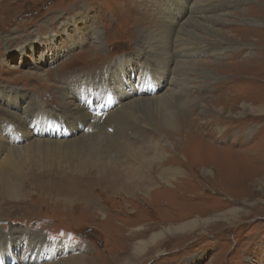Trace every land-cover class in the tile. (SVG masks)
<instances>
[{
    "label": "rangeland",
    "instance_id": "1",
    "mask_svg": "<svg viewBox=\"0 0 264 264\" xmlns=\"http://www.w3.org/2000/svg\"><path fill=\"white\" fill-rule=\"evenodd\" d=\"M83 84L110 100L98 117ZM243 103L264 108V0H0V172L25 178L0 191V264L13 236L49 257L27 264H135L152 235L235 206L141 262L264 264V112ZM35 114L53 144L25 137Z\"/></svg>",
    "mask_w": 264,
    "mask_h": 264
},
{
    "label": "bare ground",
    "instance_id": "2",
    "mask_svg": "<svg viewBox=\"0 0 264 264\" xmlns=\"http://www.w3.org/2000/svg\"><path fill=\"white\" fill-rule=\"evenodd\" d=\"M200 3L201 2L197 1L195 6H198ZM197 11L198 12H200V11L203 12L204 10L203 11L202 10H200V11L197 10ZM193 14L194 15L193 16L190 15V18L186 21V23H184L185 25H187L189 23H195L194 22L195 20H193L194 18H196V19L201 18V15L200 16H195L196 13H193ZM175 53H176V51H175ZM169 60H170V58H169ZM127 88L129 89L127 91H130V92L129 93L127 91L126 92L124 91V92L128 96L131 95V94H133V93L138 94L140 96L144 92V89L141 88V87H137L138 90L135 89L136 86H134L132 83H129L128 86H127ZM80 91L82 93H84V94H88L87 100H83V102L85 103V106L87 108H89L91 111H94V112H92L91 113L92 115H90V113H88L89 112L88 110H87L88 112H86L84 109L82 110L81 109L82 107L79 104H76L75 103V101H74V95H71V94L69 95L68 94L69 96L66 95L65 96V99L63 101V104H64L63 107H64L65 112L67 113L66 115L69 116V117L76 116V114L79 113L81 110L83 111L81 113L82 114L81 116H85L86 115L88 118H90V117H98L99 116V113H102L103 112V105L104 104H108L110 102V100L106 96H100L98 92H93L91 90V86L90 85L83 84L80 87ZM77 92H78V90H77ZM171 92H173V91L171 90ZM172 94L173 93H171V94L170 93H167L166 95L161 96V98L159 96H157V98L159 97L161 100H163V99H166L168 96H170ZM120 96H123L124 97L125 95L123 93H120ZM154 102L156 103V98L153 99L150 103H154ZM132 104H145V102L142 101V100H138V101H134ZM242 105L246 108V110L249 112V114H255L256 115L258 113L264 112V108L263 107H255L252 104H245V103H243ZM25 110H27V109H25ZM166 120H168V119H166ZM26 121L28 122V124H26ZM26 121L23 122V124L26 127H28V131L29 132H27L25 134V137L28 138L32 142V144H37V145H40L41 147H46L48 143L53 144L52 142L49 141L50 139H48V138L51 137V135H54L55 133H53L51 131V127L48 126V121H47V118L45 117V115H43V114H35V115L31 116V117H28L26 119ZM166 125H167V122H166ZM0 137H3V136H0ZM76 140H78V139H76ZM27 147L30 148L29 146H27ZM26 154H28V153H26ZM26 154H24V156ZM7 159L10 162L12 161V153H10L8 155ZM174 171L176 172V170L171 169V168H168V169L165 170L166 173H169V172H172L173 173ZM211 172H212V170H206V169L204 170V173L205 174H209L210 175ZM172 173H170V174H172ZM175 174H177L176 177H181V169H177V172ZM172 176H173L172 178H174V175H172ZM7 178H8V182L6 180H4V179H7ZM22 178H24V176H22ZM22 178H21V176H18V174H17V176H15V172L13 170H11L10 172H3V171L0 172V191H2L5 188V189L11 190V193H13V192L15 193V191H16L17 188H19L18 190H20V188L22 187L21 185H24L23 182H22L23 181ZM144 179H145V177H144ZM70 181H71V183L74 182L73 180H70ZM75 181H76V179H75ZM77 182L79 183V181H77ZM75 185H77V184H70L68 191H71V193L78 194V193H80V190ZM242 210L243 209L241 207L235 206L234 208L229 209V210H226L224 212H220V213H217V214H213L211 216H208V217H205V218H201V219L200 218H196L194 220L192 219V220H190L188 222H185V223L176 225V226H174L172 228H167V229L163 230L162 232H159L157 234L152 235L148 241H143V242H141L140 244H138L135 247L134 252L132 254V257H133L134 261L137 260L135 262V264H142L143 262H141V260L144 257L149 258L148 255H150V253H152L151 252V249L153 247H155V244L158 241H160V240L163 241V239L165 237H167V236H173L174 234L175 235L176 234L177 235L178 234H181V235L187 234V233H190V232L194 231L195 230V227L196 228H199V227L206 228V227H209L210 225L212 226V223H214V222L216 223V221H221V222L222 221H225L226 223H230V222H233L234 223L236 219L238 221V218H239V215H240L239 213ZM39 245H36L35 242H33V243L29 242L23 236H21V237L13 236L11 240L6 241V243L3 245L4 248L2 249V252L5 251L7 253V260H6L5 264H18V263L19 264H27V262L28 263H35L36 261L39 262V261L43 260V258L45 260H47L49 257L48 256H44V254L41 253V251H42L43 248H42V246H39ZM0 247H2V246L0 245ZM21 249H23L24 251H23V254L21 255L22 256L21 259L18 260V259H16L17 258L16 255L15 254H12V252H14L15 250L20 251ZM163 253H164V251H160V250L155 251V254L157 255V257L159 255L161 256V254L163 255ZM148 260H151V259H148ZM76 264H82V262H78ZM131 264H133V263H131Z\"/></svg>",
    "mask_w": 264,
    "mask_h": 264
},
{
    "label": "crops",
    "instance_id": "3",
    "mask_svg": "<svg viewBox=\"0 0 264 264\" xmlns=\"http://www.w3.org/2000/svg\"><path fill=\"white\" fill-rule=\"evenodd\" d=\"M207 143H208V142H207ZM180 185H183V184H180ZM183 187H184V186H183ZM184 194H185V193L182 191V195H184ZM167 197H168V195H167ZM168 199H169V198H168ZM152 200H153V202H154V200H155V195H154V197L152 198ZM163 200H167V198L164 196V198L161 199L160 205H161L162 203H164ZM169 200H170V199H169ZM167 204L170 205V203H167ZM136 230L139 231V233H136L137 238H138L139 236H143V231L141 230V227H138ZM145 240H146V239H145Z\"/></svg>",
    "mask_w": 264,
    "mask_h": 264
}]
</instances>
